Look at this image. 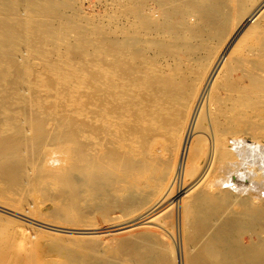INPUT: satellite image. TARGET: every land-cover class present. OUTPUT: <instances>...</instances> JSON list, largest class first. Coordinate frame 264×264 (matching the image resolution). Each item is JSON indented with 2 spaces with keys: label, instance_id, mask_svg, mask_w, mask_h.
Wrapping results in <instances>:
<instances>
[{
  "label": "bare ground",
  "instance_id": "bare-ground-1",
  "mask_svg": "<svg viewBox=\"0 0 264 264\" xmlns=\"http://www.w3.org/2000/svg\"><path fill=\"white\" fill-rule=\"evenodd\" d=\"M70 4L0 0V83L16 70V97L39 93L32 66L69 37L88 54L85 106L69 120V142L57 143L53 160L42 147L40 156L49 159L47 175L86 194L93 210L118 205L130 216L76 228L106 235L87 264H264V188L247 192L252 180L264 182V0H116L97 30L68 14ZM62 50L44 63L54 74L64 73ZM40 95L15 100L33 105ZM5 128L0 160L10 165L24 152L23 134ZM32 238L16 249L1 243L0 264H34Z\"/></svg>",
  "mask_w": 264,
  "mask_h": 264
},
{
  "label": "rangeland",
  "instance_id": "rangeland-1",
  "mask_svg": "<svg viewBox=\"0 0 264 264\" xmlns=\"http://www.w3.org/2000/svg\"><path fill=\"white\" fill-rule=\"evenodd\" d=\"M114 3L116 4V0H71L70 7L68 6L66 10L67 13L70 15H77L80 19V22L83 21L84 23V20H86L85 23H87L88 25L87 28H94L95 30H97L99 27H101V25H103L102 21L107 8L111 5H114ZM35 6H41V3H37ZM72 36H74V33H72ZM70 38L71 37L68 38L69 41L67 39L64 41L66 44L64 42L62 43V45L64 46L67 45V49L66 47H63L61 45L60 48H62L63 50L59 48L60 50L58 49V52H56V50L54 49L56 52V54L54 53L55 55L51 54L54 52H52L51 50L50 58L48 59V61L44 60V63H49V60L51 59H53L54 61L51 60L50 62H55L56 60L58 61V53L61 52V50L62 53L65 52L67 56L64 53L63 54L67 58V60H65L67 67L64 65L65 62L64 64L62 63L65 66L63 74V70L61 71V73L57 72L56 74H54L55 72L53 73L51 70H49L48 66H44V63H42L43 61L41 62L43 68L42 65L32 66V75L30 74V79L32 80L34 86H36L35 84H37V90L35 89L36 91H38V89H42V91H39L41 95L38 96V100L34 101L35 105H32V103H30V107L29 105H26V103L24 104L23 102H20L22 104H18L19 106L17 105L18 100L16 99V101L15 97L18 95V93H16V90H18V88L21 86V83L19 82L16 70H14V72L11 71L12 74L10 73L11 76L9 75V78L7 79L9 80L8 83L5 84L7 80L4 82V84L0 83V98L1 94L6 95L5 101L6 99L8 100L6 101V103L9 101L10 102L9 105L8 103H4L10 107L9 109H11V112L9 110H5V113H3V108H5L6 105L2 108V106H4L2 104L3 100L0 101V113L2 114L0 115V125H2L3 123V125L0 126V129L5 128L6 126L7 127L5 129H11L12 127L14 130L8 129V133H10L9 135L17 136L14 134H16L17 130H20L19 127H21L22 133L20 131L18 133L23 134V136H20L23 137L22 142H24V152L22 153L20 158L17 159L18 161L16 160L12 164L6 165L2 160H0V205L5 206L6 208L8 207V209L11 208L10 210L16 211L7 212V210H4L5 208H0V247L3 243H9V245L7 246H13V244H15V246L13 247L14 249H16L18 247H21L20 243L23 242L22 244H24L28 237L32 238L33 236L35 238H32V246L28 247V249L33 252L32 259L34 260V264H87L89 248L94 246V242L101 239V237L104 238L105 236L106 238V235L84 234L78 232L76 228H104L120 223L130 218V216L128 217L125 213L117 209L118 205H115V207H113L111 211H106L107 213H103L102 211L100 212L95 209L93 210L88 205V196L86 194L78 196V193L76 192L75 194L73 188L65 184L66 182H64V185L62 183L63 181L59 182L60 180H56L58 179V176H54L55 174H50L52 175V177L49 174L48 176L47 172L45 171L47 170L45 169V167H49V159L56 158L57 143H59L60 141V143L67 145V143L69 142V140H67V137L69 136L71 130L70 127L72 124L69 123L71 122L69 120L73 118V114H75L74 112L76 111V108L82 107L84 109L83 106H85L84 102L86 101L87 96V66H85V61L87 60L86 58L88 57V54L87 52L81 50V46L79 47L76 45H80L78 42H76V44L74 45ZM64 48L66 49V51L64 50ZM62 64H60V66ZM63 65L61 66L62 69L64 67ZM66 69H68L69 71ZM47 70H49L50 72ZM67 71L69 72L71 77H68L70 75H68ZM13 75L16 76L14 77ZM68 79L70 80L67 81ZM38 85H43V88H40ZM32 92L35 91L32 90ZM39 93L35 92L32 95L31 91H23L20 92L19 95L31 98V96H34V94L39 95ZM64 95L65 98H63ZM66 101L67 103H65ZM32 106L34 107V110H31L33 108ZM62 111L64 113H62ZM57 112L59 114L61 112L62 114L59 115ZM55 113H57L59 116ZM25 114H27L28 116ZM63 114H65L66 118ZM5 117H9V119L11 118V121L12 119H14V121L11 122ZM15 117L19 119L23 118V120L26 121V124L20 122L21 124L20 126H18L17 124L19 123L17 121H19V119ZM56 118H58L59 120L62 119L60 120L62 122L58 121V119ZM15 119H17L16 122ZM29 119H31V121ZM4 120H6V122ZM35 120H40L41 123L44 121L45 124L42 123V129L32 128L33 124L30 122ZM64 120H67L68 122H65ZM9 121L10 123H13V125L10 124ZM14 123L18 126V129L14 128ZM61 123L65 124L61 126ZM58 127H62L63 129H60ZM65 129H67V131ZM1 136L2 135L0 134V137ZM60 136H62L63 138L65 137L64 140L60 138ZM58 138L62 139L63 141L60 139L58 140ZM56 139L58 142L56 141ZM41 147L48 150L49 154H52V157L48 159L47 156H43V160V157H40L43 153L41 152ZM23 162L25 164H28V162L34 164L32 172H29L27 169H23L26 171H23L21 169V164L24 165ZM39 169L41 170L39 171ZM53 177H56L54 178L55 180L53 179ZM250 184L251 185L248 184V194L250 193L251 195L255 194L254 196H260V190L261 188H264V182L262 183V180L254 179V181L252 180ZM249 190H251L252 192H250ZM75 195L77 197H75ZM87 206H89V208ZM54 225L61 226L63 228H61L62 230H56L53 229ZM96 237L98 239H96ZM166 239V241L163 240V243L165 244L168 241L165 245L167 246V250L170 251L169 239ZM6 244L3 245L6 246Z\"/></svg>",
  "mask_w": 264,
  "mask_h": 264
}]
</instances>
